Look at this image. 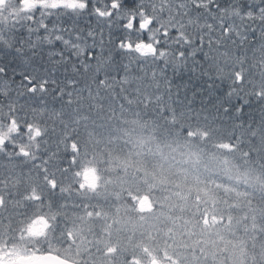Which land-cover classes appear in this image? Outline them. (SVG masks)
Instances as JSON below:
<instances>
[{
	"label": "snow or ice",
	"instance_id": "1",
	"mask_svg": "<svg viewBox=\"0 0 264 264\" xmlns=\"http://www.w3.org/2000/svg\"><path fill=\"white\" fill-rule=\"evenodd\" d=\"M4 56L43 75L33 83L17 72L16 86L0 65V94L59 98L89 76L102 85L132 76L157 88L163 81L189 107L213 100L218 116L231 113L234 127L250 131L239 117L255 100L256 131L264 129V0H0Z\"/></svg>",
	"mask_w": 264,
	"mask_h": 264
},
{
	"label": "trees",
	"instance_id": "2",
	"mask_svg": "<svg viewBox=\"0 0 264 264\" xmlns=\"http://www.w3.org/2000/svg\"><path fill=\"white\" fill-rule=\"evenodd\" d=\"M0 65L5 67L8 77H15L12 83L16 86L21 84L17 72L34 76L33 83L43 75L9 56L0 57ZM182 79L188 77L185 75ZM199 86L202 87L203 83L200 82ZM2 92L3 86L0 85ZM217 94L218 90L205 89L204 97ZM201 99L193 100L189 107L185 94L181 93L177 102L175 93L169 96L163 81L157 88L156 84L149 86L132 76L119 82L110 80L104 85L94 83L89 76L77 89L59 98L51 90L45 94H0V125L15 127L19 136L17 148H5L4 152L13 158H27L29 174L43 169L67 182L68 177L80 169L85 158L97 165L98 160L105 161L107 156L111 157L110 160L116 159L117 155L120 157L124 153L120 135L124 132L135 131L138 141L140 139L144 144L150 141V144L152 140V150L159 149L163 151L162 155L171 150L174 158H179L174 144L182 145L179 151L186 157H191L193 151L206 154L212 149L217 160L222 156L228 158L230 170L223 172L218 161H213L212 165L205 161L200 163V168L208 170L206 174H218L213 182L215 187L211 185L203 191H211L218 200L238 179L233 187L236 192L220 198L216 220L205 211L208 207L182 211L177 218L188 221L199 230L207 228L220 235L224 229L222 240L233 241L240 249L246 247V264H264V129L256 131L261 105L252 100L239 117L245 125L252 123L253 130L250 131L247 127H234L236 117L231 113L218 116L210 106L213 100L203 105ZM253 135L255 139H251ZM168 143L170 147L166 148ZM19 150L26 156H20ZM153 159L157 158H143L144 166L141 163V167L147 171L149 161L152 164ZM173 162L167 165L170 170L180 166ZM191 170L193 173L197 171ZM239 174L244 177L237 178ZM192 180L189 171L183 179L187 189L188 186L196 189Z\"/></svg>",
	"mask_w": 264,
	"mask_h": 264
},
{
	"label": "rangeland",
	"instance_id": "3",
	"mask_svg": "<svg viewBox=\"0 0 264 264\" xmlns=\"http://www.w3.org/2000/svg\"><path fill=\"white\" fill-rule=\"evenodd\" d=\"M15 130V127L0 125V151L17 148L19 136ZM120 136L124 142V153L120 157L117 155L116 159L110 160L107 156L105 161L98 160L97 165L85 158L67 182L60 179L59 185L55 186L61 221L57 238L62 250L59 253L69 254L74 262L82 264H86L83 255L87 253L91 255V264H246V247L240 249L235 242L222 240L224 229L221 235L217 231L218 236L217 232L207 228L199 230L177 218L182 211L208 207L205 211L217 219L220 198L236 192L233 187L238 179L232 189L225 190L217 200L211 191L205 193L203 190L214 186L218 174H206L208 170L200 168V163L205 161L212 165L213 161H218L224 172L230 170L228 158L222 156L217 160L212 149L206 154L193 151L191 157H186L179 151L180 144H174L179 155L174 158L171 150L164 155L159 149L152 150V140L150 144V141L147 144L138 141L135 131ZM165 145L170 147L169 143ZM17 152L26 156L25 152ZM154 157L157 159H153L152 164L149 161L147 172L142 168L143 158ZM20 158L23 157H17ZM170 162L180 166L170 170L167 168ZM191 168L197 171L193 173ZM188 170L196 189H190V186L187 189L183 182ZM86 172L95 177L92 187L83 181ZM38 173H44V170L39 169ZM53 181L51 177L46 188L53 187ZM39 227L29 229L19 247L31 250L28 246L46 229L43 225Z\"/></svg>",
	"mask_w": 264,
	"mask_h": 264
},
{
	"label": "flooded vegetation",
	"instance_id": "4",
	"mask_svg": "<svg viewBox=\"0 0 264 264\" xmlns=\"http://www.w3.org/2000/svg\"><path fill=\"white\" fill-rule=\"evenodd\" d=\"M3 152L0 151V264H37L43 255L54 256L69 264H82L74 262L69 254L59 253L62 250L57 238L61 221L55 186L60 180L45 172L29 174L27 158L17 159ZM51 177L54 183L48 189L46 183ZM40 225L46 229L33 239L28 246L31 250L19 247L23 235ZM83 260L86 264L92 263L89 253L83 255Z\"/></svg>",
	"mask_w": 264,
	"mask_h": 264
},
{
	"label": "water",
	"instance_id": "5",
	"mask_svg": "<svg viewBox=\"0 0 264 264\" xmlns=\"http://www.w3.org/2000/svg\"><path fill=\"white\" fill-rule=\"evenodd\" d=\"M83 181L85 183H87L90 186H93L94 184V176L90 173V172H86L83 175ZM37 264H69L59 258H56L54 256H50V255H43V257H41L38 261Z\"/></svg>",
	"mask_w": 264,
	"mask_h": 264
}]
</instances>
